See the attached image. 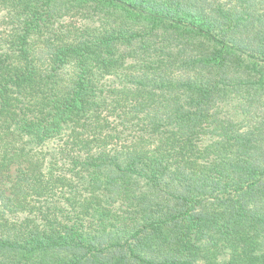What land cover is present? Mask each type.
Returning <instances> with one entry per match:
<instances>
[{
    "label": "trees",
    "instance_id": "trees-1",
    "mask_svg": "<svg viewBox=\"0 0 264 264\" xmlns=\"http://www.w3.org/2000/svg\"><path fill=\"white\" fill-rule=\"evenodd\" d=\"M0 264H264V0H0Z\"/></svg>",
    "mask_w": 264,
    "mask_h": 264
}]
</instances>
